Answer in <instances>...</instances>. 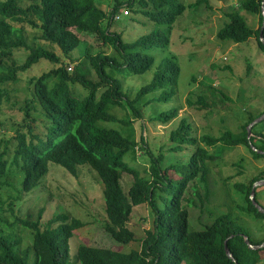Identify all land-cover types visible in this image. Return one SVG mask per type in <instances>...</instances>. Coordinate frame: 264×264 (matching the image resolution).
Returning a JSON list of instances; mask_svg holds the SVG:
<instances>
[{
  "label": "trees",
  "instance_id": "1",
  "mask_svg": "<svg viewBox=\"0 0 264 264\" xmlns=\"http://www.w3.org/2000/svg\"><path fill=\"white\" fill-rule=\"evenodd\" d=\"M21 1L28 5L23 7ZM202 1L205 2L199 0ZM263 1L242 0L237 7L233 6L226 13L227 22L217 38L243 44L256 36L264 53V44L260 41ZM139 3L154 29L133 43H125L119 33L110 30L114 16L124 5L119 1L108 12L99 7L96 0H0V113L4 110L3 103L11 100L9 88L17 84L20 73L31 70L41 60L59 66L30 80L29 95L20 106L24 115L22 124L11 146L6 142L0 152V177L20 178L21 191L30 192L39 186L51 164L61 166L72 175H76L81 166H89L104 186L108 217L105 230L114 241L121 245L135 241L133 231L128 228L135 207L149 204L154 219V229L146 232L139 251L124 253L83 244L72 256L70 241L74 232L82 227L80 220L62 213L46 225L41 222L40 212L35 220L28 213L25 218L14 216L10 221L0 208V264H31L32 255L34 264H264V249L252 250L245 242L247 236L252 244L259 245L264 237L255 239L238 215L223 213L198 230L190 223L184 206L191 182L198 184L194 187L202 185L208 190L209 162L216 161L225 149L245 146L255 159L264 160V153L259 152H264V133L257 132L258 128H264V121L252 127L248 139V126L264 111L259 116L250 114L238 134L227 131L220 137L200 138L187 119H183L171 133L167 154L191 150L188 160L162 166L165 155L155 156L149 152V178L127 159L137 151V141L119 130L99 126L100 122L131 126L130 121L117 119L111 110L121 108L134 119H142V105L149 108L154 102L169 104L177 90L181 69L172 56L157 67L153 80L143 86L135 98H131L134 94L125 86L126 73L143 75L155 67L151 50L170 45L174 25L187 8L180 0H140ZM134 4L135 0L127 2L131 9ZM243 11L260 16L258 30L249 26ZM29 15L38 19L39 25L32 19L30 22L39 27L42 39L59 47L67 58H73L83 35L97 36L103 45L112 46L115 54L104 51L93 54L90 49L84 54L99 81L87 78L78 66L70 72L54 51L30 46L22 31L9 23H20ZM21 48L29 50V54L23 65H18L13 56ZM152 92L156 95L144 101ZM14 104L17 105L18 100ZM178 112L179 107H173L155 114V118L169 123ZM4 127L6 123L0 120V129ZM142 141L147 148L145 138ZM202 143L218 148V155ZM252 145L258 151L253 150ZM124 174L134 178L128 192L122 186ZM263 179L264 169L250 182L235 185L240 195L237 204L240 214L261 223L260 231H264V214L253 205L250 196L254 183ZM1 186L11 187V184L0 183ZM208 196L206 192V198ZM3 197L9 196L7 191L0 190V198ZM256 201L262 205L258 188ZM18 225L29 232V243L14 231ZM226 241L236 262L226 255Z\"/></svg>",
  "mask_w": 264,
  "mask_h": 264
},
{
  "label": "rangeland",
  "instance_id": "2",
  "mask_svg": "<svg viewBox=\"0 0 264 264\" xmlns=\"http://www.w3.org/2000/svg\"><path fill=\"white\" fill-rule=\"evenodd\" d=\"M117 1L124 5L116 14L119 19L113 21L110 30L119 33L125 43H133L154 29V24L149 22L148 17L141 11L140 0H135L133 9L127 6L128 0H96V4L111 12ZM180 1L187 8L174 25L170 45L151 50L155 57V67L143 75L126 73L124 77L126 88L134 94L131 98H135L136 93L153 80L157 67L167 57H175L181 74L173 101L169 104L154 102L149 108L142 105V119H134L121 108L111 110L117 119L130 121L131 126L115 122L99 123L101 127L119 130L123 135L137 141V151L131 153L127 159L128 161L131 159L130 164L148 178L151 166L149 152L155 156L162 153L165 155L166 160L162 166L188 160L191 150L183 149L178 153L167 154L171 144L169 141L171 133L179 127L183 119H187L193 126L195 135L200 138L205 135L220 137L227 131L238 134L250 114L259 116L264 111V53L259 48L256 36L243 44L217 38L219 30L227 22L226 13L237 7L242 0H205L201 3L199 0ZM21 4L26 7L28 2L21 1ZM242 15L252 29L260 28L259 15L246 11H243ZM31 19L39 25L38 19L31 15L26 16L20 23L12 21L9 23L22 31L30 46H43L54 51L70 72L78 66L87 78L99 81L97 72L84 54L87 49L93 54L98 51L115 54L112 46L103 45V41L97 36L83 35L73 58H67L59 47L42 39L39 27H34ZM28 54L29 50L25 48L17 49L13 59L18 65H23ZM57 67L59 66L49 61L41 60L31 70L20 73L17 84L10 86L12 98L3 103L4 110L0 113V120L6 123V127L0 129V152L4 150L6 142L11 146L16 131L22 124L24 115L20 112V106L29 95L32 86L30 80L41 77ZM155 95V92H152L144 101ZM17 100L18 104L15 105L14 102ZM177 106L178 116L171 122L156 121L155 114ZM257 132L264 133V128H258ZM142 138H145L148 150ZM202 145L218 155V148L207 147L204 143ZM209 166L211 172L207 191L202 185L194 187L198 185L197 183L191 182L188 186L184 206L189 212L192 226L199 230L213 223L221 214L231 212L238 215L242 223L247 224L255 239L263 238L264 231H260L262 224L254 223L249 217L240 214L237 208L240 195L235 185L250 182L259 175L264 169V160L255 159L247 147L238 146L225 149L216 161L209 162ZM21 178L23 179V174ZM133 180V176L123 175L122 186L125 192H128ZM21 181L20 178L13 176L0 177V183L11 184V187H0L1 192L7 191L9 196L0 198L3 215L13 221L14 216L25 218L30 213L35 220L42 212L43 224H48L56 215L62 213L80 220L82 227L74 232V237L70 241L72 256L83 244L124 253L139 251L146 232L154 229L151 208L149 204H144L134 208L128 223V228L135 235V241L127 245L114 241L105 230L108 217L103 194L104 186L96 172L89 166H81L77 174L72 175L61 166L51 164L48 174L44 176L39 186L30 192L21 191ZM258 191L259 201L264 206V186L258 187ZM206 192H209L208 198ZM14 231L27 243L31 241L29 232L21 226H16ZM31 264H34L33 255Z\"/></svg>",
  "mask_w": 264,
  "mask_h": 264
},
{
  "label": "water",
  "instance_id": "3",
  "mask_svg": "<svg viewBox=\"0 0 264 264\" xmlns=\"http://www.w3.org/2000/svg\"><path fill=\"white\" fill-rule=\"evenodd\" d=\"M262 10H263V16H264V1H263V6H262ZM260 41L264 44V23H263V26H262V29L260 31ZM262 121H264V114H262L261 116H259L257 119H255V121H253L249 126H248V139L251 138V135H252V127L255 126L256 124L258 123H261ZM252 149L255 150V151H258L253 145H252ZM260 153H264V152H261L259 151ZM261 186H264V179L263 180H260V181H257L254 183L253 185V188H252V192H251V196H250V199L252 200V203L253 205L261 212L264 214V207L262 205H260L257 201H256V189L258 187H261ZM245 242L246 244L252 249V250H260V249H264V242L262 244H259V245H254L250 242L249 238L246 236L245 237ZM225 252H226V255L232 259L234 262L235 259H234V256L233 254L231 253L228 245H227V241L225 243Z\"/></svg>",
  "mask_w": 264,
  "mask_h": 264
},
{
  "label": "built area",
  "instance_id": "4",
  "mask_svg": "<svg viewBox=\"0 0 264 264\" xmlns=\"http://www.w3.org/2000/svg\"><path fill=\"white\" fill-rule=\"evenodd\" d=\"M114 19H115V20H116V19H119V17L115 16Z\"/></svg>",
  "mask_w": 264,
  "mask_h": 264
},
{
  "label": "clouds",
  "instance_id": "5",
  "mask_svg": "<svg viewBox=\"0 0 264 264\" xmlns=\"http://www.w3.org/2000/svg\"><path fill=\"white\" fill-rule=\"evenodd\" d=\"M115 16H117V15H115ZM115 16H114V17H115ZM114 20H115V19H114Z\"/></svg>",
  "mask_w": 264,
  "mask_h": 264
}]
</instances>
